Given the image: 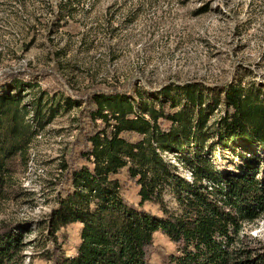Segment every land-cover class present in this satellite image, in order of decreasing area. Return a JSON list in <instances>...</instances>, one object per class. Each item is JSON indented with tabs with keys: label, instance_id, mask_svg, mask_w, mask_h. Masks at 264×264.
<instances>
[{
	"label": "trees",
	"instance_id": "trees-1",
	"mask_svg": "<svg viewBox=\"0 0 264 264\" xmlns=\"http://www.w3.org/2000/svg\"><path fill=\"white\" fill-rule=\"evenodd\" d=\"M82 4L60 0L59 21ZM36 74L8 75L7 86L0 81V197L11 162L53 119L42 116L55 93L33 86ZM36 88L38 97L25 104L24 93ZM221 94L222 104L215 100L218 93L185 85L159 93L99 89L74 99L77 107L84 105L89 126L77 157L61 164L67 188L56 195L47 218V264H151L158 232L176 248L168 264H264V245L251 248L242 235L245 224L264 215V82H232ZM225 153L237 158L235 172L216 165ZM124 174L139 188V206L125 196L119 178ZM146 204L161 214L145 210ZM73 224L82 228L69 257L66 237L60 234V243L57 235ZM22 229L0 225V264L16 263L26 246Z\"/></svg>",
	"mask_w": 264,
	"mask_h": 264
},
{
	"label": "rangeland",
	"instance_id": "rangeland-1",
	"mask_svg": "<svg viewBox=\"0 0 264 264\" xmlns=\"http://www.w3.org/2000/svg\"><path fill=\"white\" fill-rule=\"evenodd\" d=\"M82 2L73 17L61 22L55 13L60 0H0V81L7 86L8 75L37 73L28 76L33 86L55 93L43 105L42 118L51 114L52 121H45L29 150L11 162L0 197V225L24 226L26 246L15 264H47L42 255L52 247L47 218L56 195L67 188L61 164L77 157L89 126L84 105L77 107L74 99L99 89L159 93L167 86L194 85L218 93L215 100L222 104L224 86L264 82V0ZM37 95V88L27 91L24 103ZM29 109L34 120L37 113L33 106ZM259 154L264 156V151ZM236 164L232 154L216 157L221 171L235 172ZM262 167L260 179L264 163ZM119 178L126 198L139 206V188L125 174ZM144 209L161 214L151 204ZM81 228L73 224L57 235L60 243V234L66 237L63 246L69 257L75 256ZM242 235L251 248L264 245V215L245 224ZM154 245L151 264H168L175 245L161 232L155 234Z\"/></svg>",
	"mask_w": 264,
	"mask_h": 264
}]
</instances>
